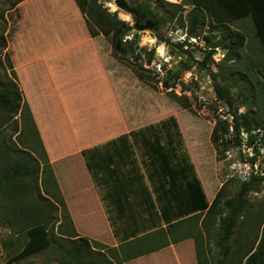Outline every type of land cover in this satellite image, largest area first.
Segmentation results:
<instances>
[{
    "label": "rangeland",
    "instance_id": "rangeland-1",
    "mask_svg": "<svg viewBox=\"0 0 264 264\" xmlns=\"http://www.w3.org/2000/svg\"><path fill=\"white\" fill-rule=\"evenodd\" d=\"M72 1L25 0L19 9L17 8L14 11L13 9L8 10L9 3L7 0H0V38L2 36L6 43L4 49L0 48V88L14 81L11 72V70H14L16 83L23 101H32L35 106L36 104L40 105L41 101L38 100L43 101L41 107L37 110L36 116L42 126V131H38V133L42 138L45 152L46 146L50 152L54 151V134L44 127L46 120H51L52 124L56 123L54 126L59 130L57 124L61 123L56 119L65 115L64 110L60 108L58 103V92L62 93L60 99L68 105L67 119L72 121L71 125L67 127V131L77 136L81 134V138L85 134L89 136L90 133L94 132L103 133L104 131L101 129L107 123V112L102 113L101 109L107 110L108 106L110 107L116 103L117 99L121 106L122 99H124V103L129 106L130 124L138 123L136 127L145 125L142 128L144 130H137L139 133L133 134L131 132L129 134L137 139L142 137V133L139 137L140 131H146L143 132V138L145 139L156 135L157 143H145L147 144L145 147L147 153L143 157L140 156L143 160L142 166H144V169L151 171L152 166L148 156L155 154L152 149L156 148L159 152V147H161L164 153H168L169 162L166 163V169L163 170L164 175L158 173L159 180L164 181L165 184L162 182L158 186L162 185L164 188L169 186L171 197H178L181 194L180 186L182 182L175 170H190V168L192 169V162L195 172L199 178L201 177L200 180L206 193L210 196L209 202H206L208 205L211 204L220 188H223V184L226 186L225 193L228 196H233L238 191L240 184L249 180H244L236 174L239 166L233 165L237 164L233 162L237 160L244 164L248 161V158L246 154H241L238 151V148L241 150L239 146L231 147L233 145L229 142H234L235 137L234 134L229 133L228 120H224L222 117L248 112L254 115L256 119H258L256 116V113H258L264 120V113L261 114L257 110L259 108L255 105L256 103L252 100L249 92L251 90L254 92V78L253 75L252 78L250 77L249 73L253 72L247 70L249 69L247 68L248 63H246L244 57L240 58L239 61L236 60L237 62L233 59L228 62H223V59L214 62L211 58L206 68H199L195 65V61L202 59L203 51H210L217 47L214 45L218 43L219 36L216 31H212L214 28L208 24L205 28L197 31L198 37H194V39L186 34L193 7L188 3L189 0H162L174 5V8L163 4L159 5L158 0H125L129 7L135 9H137L139 3H147L158 14L159 18H166V16L175 12L173 20L161 25L157 31H154L153 28L142 31L136 30L135 17L118 9L114 5V0H96L97 6L100 5L106 13H116L117 19L131 28V31L124 37L123 42L126 41V43L132 45V48L127 49L122 57L123 59H121V56L114 55V57L112 55L111 34L105 36L99 33L95 38H91L100 47L97 46V53L100 55L99 59H95V61L101 63V67L107 75L96 74L98 72L97 68L88 70L89 65H92V61L88 63L87 56L91 57L92 47L86 45L80 49L77 46L75 49L63 48L62 50L54 47L57 42L61 43L73 39V32L80 33L81 36L84 30L88 33L83 22L85 16L83 17L79 13L76 4L74 1L72 4ZM73 6H75L76 13ZM145 21H148V19L145 18L140 26H143ZM236 23L233 24V27ZM79 28H83V32H80ZM175 37H178L175 40L182 41L186 39L192 44L190 49L192 54H182L177 49L174 50L170 45L172 43L170 39ZM204 37L212 38L210 45H207ZM76 39L82 40L83 38L78 37ZM56 55L62 56L63 61H68L66 66H61V68H65V71L60 72V67L57 64L48 67L49 62ZM9 62L12 68H10ZM184 64L189 65L190 68L185 70ZM48 68L51 69V72L48 71ZM87 71L94 75L86 74ZM257 71L258 69L254 73L258 74ZM195 74L199 78L197 81L193 77ZM212 74L215 75V80ZM248 74L249 76H247ZM137 76L145 83L138 82L136 84ZM205 76L210 77L213 87L216 82L229 89L230 94L234 97L231 106L225 100H223L225 104L223 101L220 103L209 101L208 96L206 97L201 94L200 90L198 91L197 84L200 82L204 85L203 79ZM262 76L264 79V74ZM119 77L121 79H118ZM107 78L115 90L116 99L115 94H111V86ZM127 78L130 86L128 103H126L127 90L122 87V81L127 80ZM59 79L61 83L52 88L50 83ZM123 94L126 95V98L122 97ZM219 109H221L220 112ZM109 113L111 114V112ZM31 116L33 118L32 112ZM263 120L258 119V123L253 124L255 129L250 132L254 137V141L250 145L254 146L253 150L258 155L255 160L252 159V162L253 160L255 162L252 166L253 171L250 178L264 177ZM219 124L226 127V132H222L221 129L217 132L219 136L218 144L223 142L227 144L224 150L221 147L217 148L212 143L211 138L212 130ZM1 129L0 164H5L4 159L9 158L12 160L19 157L24 158L27 162H31L30 159H33L35 163L38 162L40 168L24 183L29 187L30 193L23 195L24 198H21L23 200L11 198L10 196L8 198L7 194L0 195V264H8V260L22 249L26 241L25 228L17 223V217H12L13 212L11 210L12 207L21 203L25 204L23 211L44 204L51 209L52 216L48 215L42 219L47 227L50 246L37 255L21 259L12 264H59L63 257L60 250H64L68 245L59 246L56 236L60 237V227L61 231L65 230L66 226L64 225H66L67 220L63 216L62 204L55 189L47 183L48 190L43 189L45 175L42 172L43 165L38 156L39 148L34 144L33 149L23 147L22 140L18 138V132L21 129L19 114L11 117ZM15 129H17V132L14 131ZM230 151L235 152L238 158L235 160L228 158L227 153H230ZM26 154L31 158L26 157ZM52 159L54 161L53 165L57 170L59 169L58 174L64 176V161L59 156L57 159H54V157ZM129 161L132 162L134 173L132 172L131 179L125 182L128 185L138 184L143 187L140 184L142 178L138 175L139 171L136 170L138 167L135 165L137 159H129ZM87 162L89 164L88 171H91L93 180L95 178L96 184L100 186L104 182V178L100 177L99 173L103 167L105 168V159L101 156L95 158V155L87 151ZM168 165L175 171L174 177L172 176L173 181L169 176H165L169 168ZM240 167L242 166L240 165ZM243 171L247 173L246 170ZM56 183L62 196L57 180ZM119 185L123 187V185ZM104 196L105 194H101V199L106 204ZM162 198L163 196L160 199ZM246 199L250 205V210L246 213L248 222L240 225L243 230L241 232L243 240L255 238V234H261L259 231L260 223L264 226V181L259 182L255 189L246 195ZM64 204L69 214L65 201ZM159 204L161 206L160 202ZM176 205L179 209L183 207L181 204ZM190 205L189 202L188 207ZM146 206L150 207L147 210L148 213H156L157 209L152 208L155 206L154 203L151 206L147 203ZM166 212L171 213L172 211L168 210ZM9 216H11V222L7 223L5 218ZM36 219H34L35 222H37ZM248 229L251 231L248 232ZM250 240L249 243H251ZM91 243L86 259L87 264H112L115 262L109 251L111 248L107 246L106 242H103L106 244H102L106 245L107 248L95 246ZM259 248L258 250L264 252V245Z\"/></svg>",
    "mask_w": 264,
    "mask_h": 264
},
{
    "label": "trees",
    "instance_id": "trees-1",
    "mask_svg": "<svg viewBox=\"0 0 264 264\" xmlns=\"http://www.w3.org/2000/svg\"><path fill=\"white\" fill-rule=\"evenodd\" d=\"M22 1L23 0H7V2L9 3L8 10H17L16 6ZM73 1L76 4L80 13L83 15V17L85 16L84 23L88 30L89 36L91 38H95L99 33L105 36L111 34L110 45L112 49V55L121 56V59H123L122 57L125 55L127 49L132 48L131 43H126V41L123 42L124 37L131 31V28L128 27L123 21L118 20L116 13L109 14L106 13L105 10H102L100 5H96V0ZM189 1L190 2L188 3L193 7L191 9L186 34L190 35L189 37L194 39V37H198L197 31L205 28L208 24L214 28V30L212 31H216L218 33V43H216V45L214 46L220 47L225 52L223 62H228L231 59L239 61L240 58L244 57L246 63H248L247 68L249 69L247 70L249 72H253L249 73L250 77L252 78L253 75L254 78V92L253 90L249 92L251 94L252 100L256 103L255 105L257 106V108H259L257 110H259L261 114L264 113V79L261 81V79L257 77V74L254 73L255 70L261 69V75H263L264 62L262 63L261 58H257L259 66H256L254 63L250 64L249 58L247 57L245 52V48H248V45L245 44V37L241 32L236 29H233L234 23L241 20H245L252 16L257 28L260 30L261 28L259 24V16L262 11H264V2L256 0ZM158 2L159 5L163 4L169 7L174 6L162 0H158ZM137 10L140 13L144 14L146 19L151 21L154 31H157L161 25L172 21L173 17L175 16L174 12L171 15L166 16V18H159L158 14L154 12L147 3L144 2L138 4ZM211 39L212 38L210 37H204V40L207 45L211 44ZM170 45L174 50L177 49V51H180L182 54H192L190 51V49L192 48V44H190L186 40L182 43H171ZM5 47L6 43L4 41V38L1 36L0 48L4 49ZM213 52L214 48L210 51H203L202 59L200 61H195V65L199 66V68H206L209 61L211 60ZM262 58L264 59V55L262 56ZM121 59L119 58V60ZM8 64L10 68H12L10 62ZM189 68V65L184 64L185 70H188ZM11 72L13 74L14 81L7 83L0 88V135L2 134L1 128L4 126V124L7 123L11 117L19 114L21 119V129L18 132V138L22 140L24 148L30 149L33 147V144L39 148L38 156L41 159V164L43 165L42 172L45 175V179L43 180L45 186L43 187V189H45V191L48 190L46 183L51 184V187L55 189V191L59 195L60 202L62 204L63 216L67 220L66 225H64L66 226L65 230L61 231L60 227V237L56 236L57 243L59 244V246L63 247V244L68 245L64 250H60L63 254V257L59 264H87L86 259L87 254L90 250L91 242V244H94L95 246H100L104 248L107 247L102 243L96 241H89L86 238L79 237V235L76 233L71 218L65 207L64 199L62 198L58 189L56 180L53 175L51 164L43 148L42 141L36 128L35 122L31 116L30 108L27 102L23 101L20 90L16 83V75L14 70H11ZM249 74L247 76H249ZM212 77L215 80L214 74H212ZM137 80L141 83H145L138 76ZM214 89L218 98L225 100L230 106L232 105V103L234 102V97L230 94L228 88L222 87L220 84L215 82ZM256 116L258 119L263 120V118L258 115V113H256ZM258 119H256L254 115L248 112L244 114L234 115L232 120L235 137L233 144L238 143V133L240 132V130L243 129L246 132H251L255 129V126L253 124L258 123ZM262 127L264 128V126ZM219 129H221L222 132H226V127H224L222 124H219L218 126L216 125L211 133L212 143L217 148L221 147L224 150L227 144L225 142L218 144L219 136L217 135V132ZM14 131L17 132V129H15ZM249 141L250 143H252L254 141V137L250 136ZM26 143H29V145H27ZM229 143L231 144V141ZM152 150L155 154L148 156V160L152 166L151 168L156 169L157 165H159L160 171L163 172V170L166 169V163L168 164L169 162L168 153H164L161 147H159V152L156 148ZM83 155L85 156L84 153ZM26 157L31 158L28 154H26ZM85 158L87 167L89 168L87 156H85ZM30 160L31 162H27L24 158L19 157L12 160H10L9 158L4 159L5 164H0V195L7 194L8 198L10 196L11 198L23 200L21 199L24 198L23 195H27L30 193L29 187L24 185V183L26 182L27 178L32 177L35 172L39 171L40 168L38 162L35 163L33 159ZM190 170L192 169L190 168ZM190 170L182 169L181 171H179L176 169L175 171L178 177L180 178L181 182L185 183V185L188 186V199L194 203V205L193 203H191L192 209L188 212L195 213L187 219H182L175 223L167 225V232H170V230L174 229L175 226L181 225V229L176 230L177 236H171V240L173 242H176L178 238L184 237L183 235L186 232L184 228V226H186V221H194V223H196L198 222V220H201V228H203L207 232L209 229H214V226H216V242L217 246H219L220 248V264H223V261L228 257V253L230 250L232 253H240L244 249V246L240 247V243L243 237L241 234L243 230L241 229L240 225L244 224V222H248V216L246 213L249 212L250 205L246 199V195L250 191L254 190L259 182L264 181V177H253L250 178L248 181L241 183L238 191L233 196H228L225 193L226 186H224L223 184V188H220L218 193L214 196L211 204L208 205L205 201V197L198 179L193 176L192 182L190 181ZM175 171L174 169H171L169 167L165 176H169L172 179V176L174 177ZM24 206L25 204L21 203L20 205H15L11 208L13 212L12 217H17V223L25 228L26 241L22 249L8 260V264H12L16 261L28 258L33 255H37L45 251L50 246L47 227L42 219L46 218L48 215L52 216L51 209L45 206L44 204L41 206H35V208H28V210L23 211L22 209H25ZM179 212H181L182 215L185 214L187 211L183 209ZM163 217H165L164 214ZM10 218L11 216L5 218V221L7 223H10ZM36 218H40L42 221H38L40 219ZM34 219H36L37 222H35ZM261 227L262 223H260L259 225L260 229ZM163 231L164 230L161 229L153 233H148L125 244H122L121 246L119 245L118 248L109 249L113 259L115 260V262L112 263L111 261V263L123 264V262L125 261L132 260L143 255H147L165 247L168 244V239ZM250 231L251 230L248 229V232ZM192 232L193 236L197 235L194 229L192 230ZM256 236L258 235H254V241L257 239ZM263 245L264 229H262L261 239L259 241L258 248L262 247ZM251 248L252 247H250V249H246V252H242V259L245 256L244 253H250ZM257 253H262V250H258ZM251 257L252 256L247 258V264L248 259H250ZM197 264H199L198 259Z\"/></svg>",
    "mask_w": 264,
    "mask_h": 264
},
{
    "label": "crops",
    "instance_id": "crops-1",
    "mask_svg": "<svg viewBox=\"0 0 264 264\" xmlns=\"http://www.w3.org/2000/svg\"><path fill=\"white\" fill-rule=\"evenodd\" d=\"M24 1L25 0L20 2L16 8L19 9ZM256 1L264 2V0ZM71 3L73 4V1ZM73 8L76 13L75 6H73ZM259 24L260 30L257 28L253 17L250 16V18L237 22L233 27V29L238 30L244 35L245 44L248 45V48H245L246 55L249 58L250 64L254 63L256 66H259L257 58H261L262 63L264 62L262 58L264 55V11H262L259 16ZM79 29L80 32H83V28ZM86 32L87 31L84 30L82 36L80 33L73 32V39L61 43L57 42L54 47L59 50L63 48L75 49L77 46V48L80 49L86 45H88L87 47H92L93 52L90 51L91 57L87 56L89 59L88 63L92 61V65H89L88 70L97 68L98 72L96 74L102 73V75L105 76L106 72L101 67V63L95 61V59H99L100 55L97 53V48L99 47L97 45L98 43L93 41V39L91 40V37ZM78 37L83 39H76ZM67 62V60L63 61L62 56L56 55V57L49 62L48 67L57 64L60 67V72H62L65 71V68H61V66H66ZM48 71L51 72V69ZM261 72L262 70L258 69L257 77L262 81L263 76ZM86 74L94 75L88 73V71ZM121 77L118 79H121ZM107 80L111 86V94L114 93L116 99L117 95L115 90L110 80L108 78ZM128 80L127 78V80L122 81V87L127 90L126 95H128L126 103H128L130 91ZM135 81L137 82L136 84H138L139 81ZM60 83V79L56 82L52 81L50 86L54 88V86H58ZM114 85L116 84L114 83ZM126 95L124 96L123 94L122 97L124 96L126 98ZM60 97H62V93L58 92V103L60 108L64 110L65 115H63L62 118L56 119V121L61 123L57 124L60 131L54 126L56 123L52 124L51 120H46L44 127L54 134V151L50 152L49 148L46 146V153L52 171L59 184L63 199L69 210L70 218L76 233L89 241H96L99 243L106 242L109 248H118L119 245L121 246L142 235L163 229L168 239V244L165 247L147 255L125 261L123 264H197V259L199 264H220V248L217 246L216 242V226H214V229H209L207 232L201 228V220H198L196 223H194V221H186V226L182 225L186 230L183 235L184 237L178 238L176 242L171 240V236H177L176 230L181 229V225L175 226L170 232H167V225L182 219H187L195 213L188 212L192 209L191 205L188 207V203H192V201L188 199V186L182 182L180 186L181 194L176 198L175 196L171 197L169 186L167 188H164L162 185L158 186L164 182L160 181L158 178V173L161 175L163 173L159 169L160 166L157 165L156 169L151 168L150 172L148 169H144V166H142L143 160L140 156L143 157L146 154L145 147L147 144L145 143H157L156 135L155 137L145 139L143 138V132L146 131H140L139 137L141 133L142 137L137 139L129 134L131 132L133 134L139 133L137 130H144L142 128L145 127V125L136 127L138 123L130 124L129 106L124 103V99H122L123 103L121 106L117 99L115 101L116 103L112 104L110 107L108 106L107 110L101 109L102 113L107 112V123L101 129L104 131L103 133L94 132L90 133L89 136L85 134L81 138V134L77 136L74 133H68L67 127L71 125L72 121L67 119L68 114H66V112L68 105H66V102L62 101ZM38 101H41L40 105L35 103V106L32 101H28L27 104L33 114L35 125L38 131L41 132L42 126L40 125L36 113L43 101L41 99ZM109 112H111V114ZM87 151L95 155V158L101 156L105 159V168L103 167L104 169L102 168L99 173V176L104 178V182L100 186L96 184L95 178L93 180L91 171H88L89 168L87 169L85 158V156H87ZM141 152L142 154H140ZM83 153L85 154L84 157ZM58 156L64 161V176L63 174L59 175V169L57 170L53 165L54 161L52 157L57 159ZM129 159H137L135 165L138 167L136 170L139 171L138 175L142 178L141 183L140 181L139 183L142 184L143 187L138 184L128 185L125 182L131 179V173L134 170L131 165L132 162H130ZM191 167L192 170L189 171L190 181L192 182V177L195 176L201 183V177H198L192 162ZM119 184L123 185V187ZM200 185L205 195L206 202L208 203L210 196L206 193L204 185L202 183ZM101 194H105L104 201L107 202L106 204L103 202V199H101ZM143 196L147 197L144 198ZM162 196L163 198L160 199ZM147 203H149L150 206L153 203L155 204L152 208L157 209L155 211L156 213L147 212V210L150 209L149 206H146ZM176 204H181L183 207L179 209ZM183 209L187 212L181 215L179 211ZM168 210L172 212H166ZM163 214L165 217H163ZM193 229L197 233L196 236L192 234ZM262 229H264V226L260 229L261 233ZM256 237L257 239L255 241L253 237L247 240H241L240 247L244 246L243 251L252 247L250 253H244L245 256L243 259V251L240 253H232L230 250L223 264H247V258L250 256L252 257L248 259V264H264V252L257 253L261 234ZM249 240L251 243L248 242Z\"/></svg>",
    "mask_w": 264,
    "mask_h": 264
},
{
    "label": "built area",
    "instance_id": "built-area-1",
    "mask_svg": "<svg viewBox=\"0 0 264 264\" xmlns=\"http://www.w3.org/2000/svg\"><path fill=\"white\" fill-rule=\"evenodd\" d=\"M176 38H178V37L171 38L170 41L172 43H182L184 41V40H182V41L175 40ZM191 39H193V38H191ZM224 57H225V52L220 47L214 48V52H213V54L211 56V58H212V60L214 62H219L222 59H224ZM193 77H194V79L196 81L199 79L197 74H195ZM203 80H204V85L201 84L200 82H198V84H197L198 85V91L200 90L202 95H205L206 97L208 96L207 98H208L209 101L218 102V103L222 102L223 100L218 98V96H217V94L215 92V89L212 86V82H211L210 77L209 76H205V78ZM224 104H225V102H224ZM220 111H221V109H219V112ZM222 119L228 120V122H229V133L230 134H234L233 123H232L233 115L232 116H228V117H222ZM250 136H252L250 132H246L243 129H241L240 132L238 133V139H239L238 143L233 144V141H231V144L233 145L231 147L239 146L241 148V150L237 147L238 151H240L241 154H246V156L248 158V161H246L247 164H246V162L244 164H242V163L238 162L237 160L233 162V163H237V164H233V165L239 166L238 171L236 172V174L240 178H242L244 180L250 179V174L253 171V167L252 166L254 165L253 163L255 162L254 161L255 157L258 156V155L255 154V152L253 150L254 146L250 145L251 144L250 141H249ZM227 155H228V158H230V159L233 158L235 160V159L238 158V156H236L237 154L235 152H233V151H230V153L228 152ZM252 159H254L253 162H252ZM240 165L242 167H240ZM243 170H246L247 173L244 172Z\"/></svg>",
    "mask_w": 264,
    "mask_h": 264
},
{
    "label": "water",
    "instance_id": "water-1",
    "mask_svg": "<svg viewBox=\"0 0 264 264\" xmlns=\"http://www.w3.org/2000/svg\"><path fill=\"white\" fill-rule=\"evenodd\" d=\"M114 5L128 14L135 17V29L142 31V30H149L152 29V23L151 21H145L143 26H140V24L145 20V15L140 13L137 9L129 7L125 0H114Z\"/></svg>",
    "mask_w": 264,
    "mask_h": 264
},
{
    "label": "clouds",
    "instance_id": "clouds-1",
    "mask_svg": "<svg viewBox=\"0 0 264 264\" xmlns=\"http://www.w3.org/2000/svg\"><path fill=\"white\" fill-rule=\"evenodd\" d=\"M186 39H184V41H185Z\"/></svg>",
    "mask_w": 264,
    "mask_h": 264
}]
</instances>
